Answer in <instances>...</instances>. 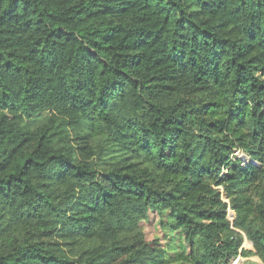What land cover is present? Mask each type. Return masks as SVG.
I'll list each match as a JSON object with an SVG mask.
<instances>
[{"label": "trees", "instance_id": "trees-1", "mask_svg": "<svg viewBox=\"0 0 264 264\" xmlns=\"http://www.w3.org/2000/svg\"><path fill=\"white\" fill-rule=\"evenodd\" d=\"M239 258L264 264V0H0V264Z\"/></svg>", "mask_w": 264, "mask_h": 264}, {"label": "rangeland", "instance_id": "rangeland-1", "mask_svg": "<svg viewBox=\"0 0 264 264\" xmlns=\"http://www.w3.org/2000/svg\"><path fill=\"white\" fill-rule=\"evenodd\" d=\"M237 155L240 159L248 161L244 153L238 152ZM164 219L165 216L160 215L158 212H153V211L149 212L148 219L142 222L141 224L147 239L150 241L155 238H159L161 239L164 246L175 247V248L180 247L181 240L178 234L176 236L171 237L170 235L162 231L161 224ZM244 243H245L244 244L245 247L247 248L251 247L247 239ZM173 255L174 253L171 254V256ZM232 264H260V261L257 258H249V259L239 258L236 261H234Z\"/></svg>", "mask_w": 264, "mask_h": 264}, {"label": "crops", "instance_id": "crops-1", "mask_svg": "<svg viewBox=\"0 0 264 264\" xmlns=\"http://www.w3.org/2000/svg\"><path fill=\"white\" fill-rule=\"evenodd\" d=\"M245 241H246V239H245ZM245 241H244V242H245ZM248 243L251 245V243H250L249 241H248ZM244 244H245V243H244ZM244 248H245V249H251V247H250V248H247V247H245V246H244Z\"/></svg>", "mask_w": 264, "mask_h": 264}, {"label": "water", "instance_id": "water-1", "mask_svg": "<svg viewBox=\"0 0 264 264\" xmlns=\"http://www.w3.org/2000/svg\"><path fill=\"white\" fill-rule=\"evenodd\" d=\"M251 243V242H250Z\"/></svg>", "mask_w": 264, "mask_h": 264}]
</instances>
